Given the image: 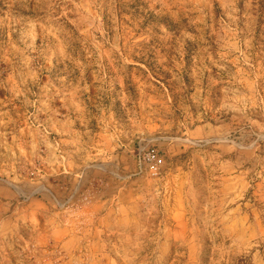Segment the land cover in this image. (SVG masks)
<instances>
[{"label": "rangeland", "instance_id": "obj_1", "mask_svg": "<svg viewBox=\"0 0 264 264\" xmlns=\"http://www.w3.org/2000/svg\"><path fill=\"white\" fill-rule=\"evenodd\" d=\"M0 264H264V0H0Z\"/></svg>", "mask_w": 264, "mask_h": 264}]
</instances>
